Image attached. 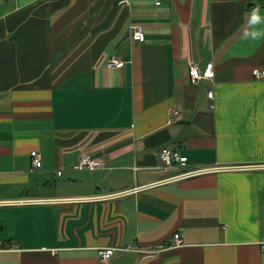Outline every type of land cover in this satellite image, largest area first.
Masks as SVG:
<instances>
[{
  "label": "crops",
  "instance_id": "obj_1",
  "mask_svg": "<svg viewBox=\"0 0 264 264\" xmlns=\"http://www.w3.org/2000/svg\"><path fill=\"white\" fill-rule=\"evenodd\" d=\"M121 1L0 0V264H264V0Z\"/></svg>",
  "mask_w": 264,
  "mask_h": 264
},
{
  "label": "built area",
  "instance_id": "obj_2",
  "mask_svg": "<svg viewBox=\"0 0 264 264\" xmlns=\"http://www.w3.org/2000/svg\"><path fill=\"white\" fill-rule=\"evenodd\" d=\"M155 2L156 6H160L162 4L163 0H153ZM126 1H121L120 3H125ZM132 39L135 42H145L146 40V34H145V30L143 28L142 25H138L136 27H134L133 29V35H132ZM123 65L122 62L116 60V59H112L109 63L110 67H114V68H121ZM189 75L190 78L192 80L193 83H198L204 79H214L215 77V73H214V67L212 64L208 65L206 67V69L203 71L201 70V68L198 65H193L191 66L190 70H189ZM253 75L255 77V79L257 80H263L264 79V70H255L253 72ZM208 97L213 99L214 98V92L210 91L208 93ZM173 115L175 117H178L180 115V112L178 110H174L173 111ZM160 157L163 163V166L166 170H170L173 168H179V169H183L185 168V166L188 163V158L185 156H182L181 153L175 149L172 148H164L162 149V151L160 152ZM31 158H32V165L34 167V169L36 170H40L43 167V160L42 157L40 155L39 152L37 151H33L31 153ZM106 165L105 162L102 159L99 158H94L91 157L89 155H82L79 160L74 164L73 166V170L78 171V172H84V171H90V172H94L97 170H102L105 169ZM233 170H246L247 168H242V167H238V168H232ZM203 170L201 171H195V172H188L186 174H184L182 177L185 176H192V175H196L197 173H202ZM57 174L59 176L63 175V170H58ZM175 244L174 246H179L181 244V237L179 234L175 235ZM15 246H11L9 244H7L6 242H4L3 240L0 239V252L3 251H7V250H11L14 249ZM162 249H158L156 253L161 252ZM114 254V249H107L105 251H102L100 253V257L103 259V261H107L111 258V256Z\"/></svg>",
  "mask_w": 264,
  "mask_h": 264
}]
</instances>
